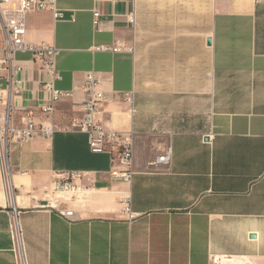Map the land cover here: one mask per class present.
<instances>
[{
  "label": "crops",
  "instance_id": "crops-1",
  "mask_svg": "<svg viewBox=\"0 0 264 264\" xmlns=\"http://www.w3.org/2000/svg\"><path fill=\"white\" fill-rule=\"evenodd\" d=\"M58 9L62 19L30 13L26 39L59 50L55 87L69 96L53 104L50 75L16 55L15 124L28 113L46 123L53 104L55 132L12 143L9 172L0 161V264H18L11 207L28 264H264V0H58ZM91 72L107 98L97 122L134 135L131 185L72 127ZM67 181L73 189L58 188Z\"/></svg>",
  "mask_w": 264,
  "mask_h": 264
},
{
  "label": "built area",
  "instance_id": "built-area-1",
  "mask_svg": "<svg viewBox=\"0 0 264 264\" xmlns=\"http://www.w3.org/2000/svg\"><path fill=\"white\" fill-rule=\"evenodd\" d=\"M34 12H52L56 19H62L63 14L58 9V0H0V161L5 173L9 172V150L12 143H26L35 137L51 138L55 132L54 103L69 96L59 91L55 82L60 79L57 71V58L59 50L46 43L32 44L27 37V16ZM98 17L99 14H96ZM107 49V48H102ZM30 53L34 61L41 64V69L50 75L44 89L51 94L52 103L42 109L47 117L46 123L38 124L33 113H28L22 119V125L15 124V113L18 110L12 101V93L18 91L20 82L15 79L16 55ZM5 73H9L5 80ZM4 80L7 85H4ZM85 98L82 104L83 116L74 122L72 127L85 134L88 138L89 148L96 154H108L113 161L121 165V169H113L111 175L115 180L131 185L135 176V139L133 133H123L109 129L97 122L96 116L106 103V96L99 87V80L95 73L86 75L83 87ZM133 104V99H128ZM134 112V109H131ZM170 152L159 158L162 163H169ZM59 189L69 191L73 189L71 181L58 186ZM13 196V193H11ZM123 212L128 219H134L131 209V197L123 199ZM19 210L11 207V229L15 239V252L18 264H28L26 249L20 226ZM69 222L74 221L72 212L62 214ZM213 264L223 263L215 260Z\"/></svg>",
  "mask_w": 264,
  "mask_h": 264
},
{
  "label": "water",
  "instance_id": "water-1",
  "mask_svg": "<svg viewBox=\"0 0 264 264\" xmlns=\"http://www.w3.org/2000/svg\"><path fill=\"white\" fill-rule=\"evenodd\" d=\"M211 43V41H209V44Z\"/></svg>",
  "mask_w": 264,
  "mask_h": 264
}]
</instances>
